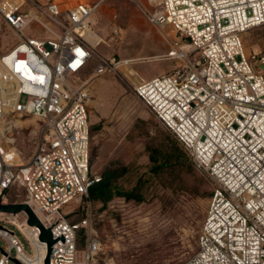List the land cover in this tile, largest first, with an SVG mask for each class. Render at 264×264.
Segmentation results:
<instances>
[{"label":"built area","instance_id":"2783aa9c","mask_svg":"<svg viewBox=\"0 0 264 264\" xmlns=\"http://www.w3.org/2000/svg\"><path fill=\"white\" fill-rule=\"evenodd\" d=\"M107 1L65 8L50 0L35 3V9L33 0H0V19L21 39L0 55V198L9 204V191L24 188L23 203L57 240L50 264H96L102 254L89 194L102 180L91 171L92 83L109 70L141 61L103 60L87 79L80 78L96 49L89 39L97 32L92 18ZM138 6L169 45L155 59L178 64L172 74L138 83L135 94L217 183L198 251L184 264H264V55L249 58L243 43L247 32L264 26V0H164L160 15ZM37 28L39 38H32ZM112 32L121 39L118 26ZM31 116L38 120L30 133L35 150L23 163L14 130H22L18 123ZM80 197L84 216L71 222L64 207ZM1 214L0 241L7 247H0V264H15L12 258L28 264L36 248L39 255L47 249L40 230L27 229L25 213L23 222L20 214ZM6 223L25 235L32 254ZM80 230L83 262L77 261ZM46 257L37 264H45Z\"/></svg>","mask_w":264,"mask_h":264},{"label":"rangeland","instance_id":"374dc122","mask_svg":"<svg viewBox=\"0 0 264 264\" xmlns=\"http://www.w3.org/2000/svg\"><path fill=\"white\" fill-rule=\"evenodd\" d=\"M42 1L33 0L30 4L37 9L35 3L49 2ZM68 1L72 5L84 0ZM89 1L96 4L99 0ZM136 1L108 0L100 6L91 23L103 42L96 47L92 62L80 75L81 79H87L103 60H141L130 67L109 70L92 83L91 171L101 178L112 171H122L117 179L118 187L142 196L141 202L116 196L106 206L94 203V229L102 243V254L96 264H184L198 251L200 232L217 183L196 166L187 151L135 94L137 72L142 75L159 66V71L172 74L178 64L155 59L166 54L169 45L138 6L142 3L160 15L164 0ZM42 18L45 22L51 20L43 15ZM115 25L120 28L119 40L112 32ZM171 30L172 27L165 28L166 32ZM39 34L37 28L31 37L39 38ZM45 38L50 39V34L46 33ZM20 42V37L0 19V55ZM243 43L249 58L264 55V26L247 32ZM155 52L159 55L148 56ZM18 124L24 128L14 133L22 151V162L26 163L35 150L30 133L38 126V120L31 116ZM172 142L185 155V164L174 162L171 167L159 170V150L156 149H166ZM151 155L158 158V164L151 162ZM7 199L9 204L23 203L26 192L17 185L9 191ZM82 201L80 197L64 207V214L66 210L69 212V221L78 222L83 218ZM17 218L23 222L26 215L21 213ZM2 225L16 234L27 254H32L30 243L16 226ZM27 229L36 231L29 226ZM0 247L6 248L7 242L1 240ZM84 260L83 242L77 261Z\"/></svg>","mask_w":264,"mask_h":264},{"label":"trees","instance_id":"16d2710c","mask_svg":"<svg viewBox=\"0 0 264 264\" xmlns=\"http://www.w3.org/2000/svg\"><path fill=\"white\" fill-rule=\"evenodd\" d=\"M96 128L98 127H95V129ZM156 150H159V170L171 167L174 162H179L181 165L185 164V155L175 142H172V144L167 146L166 149L159 148ZM150 160L151 162L158 164V158L156 156L151 155ZM122 173V171H112L106 174L100 182L91 187L89 194L93 203L101 202L106 206L116 196H122L129 201H142V196L140 194L135 192H124L118 187L117 179ZM83 242L84 231L80 230L78 233L79 248Z\"/></svg>","mask_w":264,"mask_h":264},{"label":"water","instance_id":"95a60500","mask_svg":"<svg viewBox=\"0 0 264 264\" xmlns=\"http://www.w3.org/2000/svg\"><path fill=\"white\" fill-rule=\"evenodd\" d=\"M4 150H7L8 147L2 145ZM0 213L7 214H21L25 213L27 215V224L31 227H36L40 230V241L47 244V257L45 264H50V257L52 254L53 246L57 243V240L54 239L52 230L44 226L39 217L33 211V209L27 203H12V204H2V199L0 198ZM3 227L0 225V229ZM12 261L15 264H22L19 260L12 258Z\"/></svg>","mask_w":264,"mask_h":264},{"label":"crops","instance_id":"0c3cea01","mask_svg":"<svg viewBox=\"0 0 264 264\" xmlns=\"http://www.w3.org/2000/svg\"><path fill=\"white\" fill-rule=\"evenodd\" d=\"M48 1H50V0H43L42 2L43 3H47ZM54 1L61 3V5L63 7H65V8H69V7H72L74 5V4L69 5V1L68 0H54ZM84 1H86V0H84ZM78 2H80V1H78ZM100 38H102V37L99 34L97 36H94V35L91 34V39L94 40L96 45H98L99 42L101 41ZM157 55H159V52L158 53L155 52V53L148 54L149 57H153V56H157ZM162 74H165L164 71H159V66H157V67H155V69H150L148 72H145L142 75L138 74V72H137L136 81H137V83H140V82L147 81V80H149V79H151V78H153L155 76H159V75H162ZM16 160H18V158H16ZM19 161L20 160H18V162Z\"/></svg>","mask_w":264,"mask_h":264},{"label":"bare ground","instance_id":"6f19581e","mask_svg":"<svg viewBox=\"0 0 264 264\" xmlns=\"http://www.w3.org/2000/svg\"><path fill=\"white\" fill-rule=\"evenodd\" d=\"M92 35H94V36H97L98 34H97V32H95V34H92ZM90 37H89V39L91 40V42L97 47L99 44H101L102 42H103V38H100V42H99V44L98 45H96V43L94 42V40H92L91 39V34L89 35ZM26 122V121H25ZM24 124V123H23ZM3 214H1L0 213V217L2 216ZM33 228V227H32ZM35 232H37V231H35ZM29 235V234H28ZM30 236V235H29ZM31 239H33L32 237H30ZM37 247V246H36ZM36 251H37V248H36ZM46 254H47V249H46V247L45 246H43V249H42V251H41V255H39V251L37 252V254L36 255H34V256H31L30 257V260L27 262L28 264H37L38 263V261H39V259L40 258H44L45 256H46ZM107 263V262H106Z\"/></svg>","mask_w":264,"mask_h":264}]
</instances>
